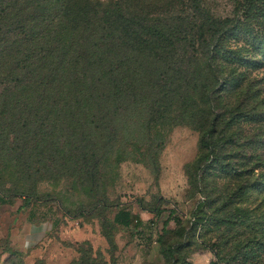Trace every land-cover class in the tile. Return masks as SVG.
<instances>
[{"label":"trees","instance_id":"16d2710c","mask_svg":"<svg viewBox=\"0 0 264 264\" xmlns=\"http://www.w3.org/2000/svg\"><path fill=\"white\" fill-rule=\"evenodd\" d=\"M156 2L0 0V206L20 196L24 210L43 181H96L100 150L119 142L135 108L147 112L143 127L200 131L207 160H218L220 99L235 81L232 63L249 57L233 38L245 21L179 0L164 7L175 15L185 4V15L165 23L154 20ZM259 2L250 0L247 18L258 20ZM114 220L129 227L132 214L120 210ZM172 220L181 223L171 211L163 235Z\"/></svg>","mask_w":264,"mask_h":264},{"label":"rangeland","instance_id":"374dc122","mask_svg":"<svg viewBox=\"0 0 264 264\" xmlns=\"http://www.w3.org/2000/svg\"><path fill=\"white\" fill-rule=\"evenodd\" d=\"M159 1L154 20L185 15V4L175 15L164 7L179 0ZM249 5L203 0L214 17L245 21L233 38L237 51L249 55L232 63L235 81L220 99L218 160H207L200 131L143 127L147 112L135 108L119 142L100 150L96 181H43L24 210L18 211L25 204L20 196L0 206V264L76 257L80 264H264V46L255 42L264 0L254 7L259 21L246 17ZM120 210L131 212L129 227L115 223ZM171 211L181 223L170 221L163 235Z\"/></svg>","mask_w":264,"mask_h":264},{"label":"crops","instance_id":"0c3cea01","mask_svg":"<svg viewBox=\"0 0 264 264\" xmlns=\"http://www.w3.org/2000/svg\"><path fill=\"white\" fill-rule=\"evenodd\" d=\"M69 258H64V262L62 264H72L75 260H77L78 258H74L72 260H67ZM44 260V259H43ZM46 262V264H50L46 259L44 260Z\"/></svg>","mask_w":264,"mask_h":264}]
</instances>
